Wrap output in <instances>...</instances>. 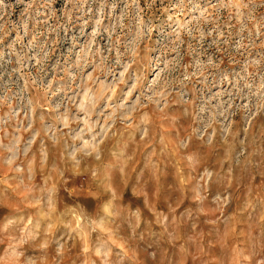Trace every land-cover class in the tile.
<instances>
[{
  "label": "rangeland",
  "instance_id": "rangeland-1",
  "mask_svg": "<svg viewBox=\"0 0 264 264\" xmlns=\"http://www.w3.org/2000/svg\"><path fill=\"white\" fill-rule=\"evenodd\" d=\"M0 264H264V0H0Z\"/></svg>",
  "mask_w": 264,
  "mask_h": 264
}]
</instances>
